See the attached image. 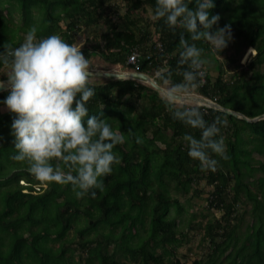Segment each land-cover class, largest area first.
Listing matches in <instances>:
<instances>
[{"label": "trees", "instance_id": "trees-1", "mask_svg": "<svg viewBox=\"0 0 264 264\" xmlns=\"http://www.w3.org/2000/svg\"><path fill=\"white\" fill-rule=\"evenodd\" d=\"M126 1L127 9L121 14L114 0H16L23 31L35 28L38 39L58 34L75 44L78 32L97 27L103 19L106 32L92 49H81L85 57L92 53L111 65L146 74L163 88L157 75L161 69H170L172 80L181 82L177 63L182 30L173 33L162 19L143 20L142 10L148 8L154 14L156 0ZM212 2L209 16L218 14L220 28L231 26L233 44L242 50L251 47L249 51L256 56L246 70L225 78L228 71L212 47L196 42L205 50L208 68L197 93L247 118L262 116L264 0ZM35 9L40 15L37 19ZM23 40L10 28L0 4V52L5 42L17 47ZM135 52L138 67L128 64ZM211 69L218 72L215 78L208 73ZM100 78L105 81H93L96 97L88 102L89 115L102 112V118L123 133L125 143L114 149L120 164L103 178L105 191L95 190V199L90 193L78 199L70 186L37 181L20 162L12 160L13 116L0 113V264H71L67 255L73 253L75 240L68 235L76 225H80L75 228L80 238L77 244L88 250L86 260L80 259L79 264H122L123 259L133 264H181L173 258L181 245L176 218L187 210L176 195L200 197L203 183L212 188L207 207L221 211L222 216L209 219L202 215L206 220L203 240L209 241L211 251L206 260L192 264H264V120L250 123L214 108L192 105L208 123L217 117L226 122L221 135L228 159L214 157L219 160L218 170L202 172L182 139L186 133L199 138L200 131L173 119L166 96L136 79ZM6 96L7 92L0 93V101ZM185 105L176 102V107ZM137 135L142 144L136 143ZM248 203V211L238 217V205ZM245 214L253 220L241 234ZM196 218L191 214L187 227Z\"/></svg>", "mask_w": 264, "mask_h": 264}, {"label": "clouds", "instance_id": "clouds-1", "mask_svg": "<svg viewBox=\"0 0 264 264\" xmlns=\"http://www.w3.org/2000/svg\"><path fill=\"white\" fill-rule=\"evenodd\" d=\"M192 4L193 0H156L155 18L173 33L182 30L177 63L182 81L174 82L170 69L157 75L166 88L173 119L200 131L199 138L187 133L182 137L189 157L199 162L202 172L215 173L219 160L214 157L228 159L221 135L226 122L217 117L208 123L198 107H176V101L192 96L205 77V50L196 42L208 43L219 54L231 42L232 30L225 25L213 31L220 16H209L212 0ZM2 47L0 70H6L7 79L0 80V91L7 96L0 104L13 116L12 159L37 181L70 186L78 199L89 193L95 199V190L105 191L103 178L120 164L114 149L125 143V136L102 118V112L89 115L88 102L96 97L90 59L58 34L38 39L35 28L28 30L19 46L5 42ZM136 143H143L138 135Z\"/></svg>", "mask_w": 264, "mask_h": 264}, {"label": "rangeland", "instance_id": "rangeland-1", "mask_svg": "<svg viewBox=\"0 0 264 264\" xmlns=\"http://www.w3.org/2000/svg\"><path fill=\"white\" fill-rule=\"evenodd\" d=\"M133 0H128V2H131ZM114 3L119 6V12L125 13L127 9V1L126 0H114ZM0 4L5 8V14L9 18V26L10 28L15 32L16 35L25 37L26 33L23 31L24 27V20L21 16V12L18 8V4L16 0H1ZM146 12L142 10L141 17L143 20L155 19L154 14L151 12L150 9L145 8ZM38 16V17H37ZM39 12L37 9L34 10V18H39ZM103 19L100 21V24L97 27H90L89 29L85 28L82 29L80 32H78V35L76 36L77 42L75 43L76 46L82 48H88L92 49V46L97 45L101 42V36L105 34L106 32V26L103 24ZM140 21V20H139ZM221 27V17L217 25H215L213 28V31H215L217 28ZM233 40L229 42L228 47L225 48L223 51H221L219 54H217L214 50V52L217 54L218 61L225 66V70L228 72L225 74V78H230L231 75H233L236 71L246 70L250 60L253 59V57L256 56V52L252 53L249 50L250 47L242 50L238 45H234ZM102 48V51L104 48ZM101 51V49H98ZM91 61V67L92 71H104V72H120V73H132L134 72L132 69L123 67L121 65H111L107 62H105L103 59H101L97 55H93L90 53L88 57ZM248 58V60H247ZM207 66V65H206ZM205 67V70L207 71L208 68ZM6 70H0V80H6L7 77L4 76V72ZM208 73L212 77H216L218 75V72L215 70H209ZM95 81L103 82L105 81L104 78L98 79L95 77ZM137 80V79H136ZM140 81V80H138ZM141 82V81H140ZM192 96H201L197 93V91ZM202 97V96H201ZM178 105H181L180 102H177ZM189 106H192L194 104H199L195 102H188L183 103ZM1 112H8L6 108L1 107ZM14 160V159H12ZM23 184V182H21ZM202 193L200 197H192L191 195L188 197L183 196H177L178 199H180L181 203L185 206L187 212L185 211L180 217L176 218L177 223L180 225V234L178 235L179 243L181 245L175 249V256L173 257L175 260H179L181 264H192L196 260H206L207 254L211 251V245L209 244V241H204V225L206 224V220L203 219L202 215L207 216L209 219H219L222 216V212L217 209H209L208 206V199L210 197V193L212 191L211 187H208L204 183L199 188ZM240 207V208H239ZM249 203L246 204H240L238 205L239 208V214L238 217H241L244 211H248ZM191 214H196L197 218L195 220H192L191 227H187L191 220ZM253 220L252 217H250L249 214L244 215V220L242 222L241 228L239 229L238 233L244 234L247 228V223L251 222ZM202 222V226H199V223ZM80 225H76L68 235V238L74 239L75 242L71 244L73 247V253H68L69 261L71 264H79L80 259L86 260L88 256V250H82L79 246L78 240H80L79 237L75 236V228L79 227ZM85 226V225H83ZM191 228V229H189ZM133 231V229H130ZM183 231V232H182ZM106 232V230L104 231ZM134 232V231H133ZM92 235V234H91ZM136 241V239H134ZM54 247H58V243H53ZM85 263V261H84ZM122 264H133L132 262H129L127 260H122Z\"/></svg>", "mask_w": 264, "mask_h": 264}, {"label": "water", "instance_id": "water-1", "mask_svg": "<svg viewBox=\"0 0 264 264\" xmlns=\"http://www.w3.org/2000/svg\"><path fill=\"white\" fill-rule=\"evenodd\" d=\"M92 73H93V76L97 77V78L98 77H107V78H114V79H137V80L145 82L147 85L153 87L154 89L158 90L159 92L163 90L151 77H149L146 74L140 73V72L120 73V72H113V71H109V72L92 71ZM2 92H4V91H0V93H2ZM165 96L168 98L167 94ZM186 100H188V98H186V99L183 98L182 101H186ZM201 105L208 107V108H214V109L232 114V115H234L238 118H241L243 120H246L247 122H250V123H254V122H257L260 120H264V115L256 117L254 119H250L241 113H237V112L231 111L229 109H226L224 107H221L220 105H218L214 101L206 99V98H204L202 100Z\"/></svg>", "mask_w": 264, "mask_h": 264}, {"label": "bare ground", "instance_id": "bare-ground-1", "mask_svg": "<svg viewBox=\"0 0 264 264\" xmlns=\"http://www.w3.org/2000/svg\"><path fill=\"white\" fill-rule=\"evenodd\" d=\"M143 82V81H142ZM145 83V82H144ZM163 90L162 91H160L161 92V94L163 95V96H165L166 95V89L165 88H163V87H161ZM186 98H188V100H186V101H182L183 99H180V100H177L176 102H180V103H188V102H195V103H199V104H202V100L204 99L203 97H201V96H190V97H186ZM186 98H184V99H186Z\"/></svg>", "mask_w": 264, "mask_h": 264}, {"label": "built area", "instance_id": "built-area-1", "mask_svg": "<svg viewBox=\"0 0 264 264\" xmlns=\"http://www.w3.org/2000/svg\"><path fill=\"white\" fill-rule=\"evenodd\" d=\"M157 47L161 50L162 49V45L159 43V44H157ZM138 53L137 52H135V53H133L132 55H130V57L128 58V64H130V65H133V66H136V67H138ZM247 60H248V58H247ZM204 70H205V67H204ZM206 72V71H205Z\"/></svg>", "mask_w": 264, "mask_h": 264}]
</instances>
